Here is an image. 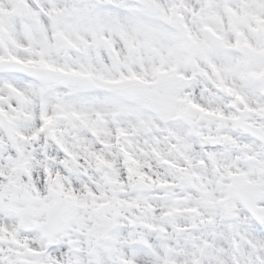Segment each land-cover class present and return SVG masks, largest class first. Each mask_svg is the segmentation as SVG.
Returning a JSON list of instances; mask_svg holds the SVG:
<instances>
[{
	"label": "snow or ice",
	"instance_id": "snow-or-ice-1",
	"mask_svg": "<svg viewBox=\"0 0 264 264\" xmlns=\"http://www.w3.org/2000/svg\"><path fill=\"white\" fill-rule=\"evenodd\" d=\"M0 264H264V0H0Z\"/></svg>",
	"mask_w": 264,
	"mask_h": 264
}]
</instances>
